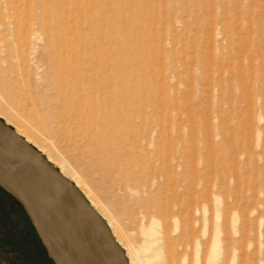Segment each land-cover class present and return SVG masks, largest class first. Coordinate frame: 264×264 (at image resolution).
I'll return each instance as SVG.
<instances>
[{
  "label": "rangeland",
  "instance_id": "374dc122",
  "mask_svg": "<svg viewBox=\"0 0 264 264\" xmlns=\"http://www.w3.org/2000/svg\"><path fill=\"white\" fill-rule=\"evenodd\" d=\"M34 4V31H50L48 39L27 43L22 38L16 50L7 33H0L2 58L19 64L39 96L57 102L59 92L68 91L61 79L69 77L61 76L54 65L59 53L52 55L49 48L69 56L79 51L88 75L98 68L124 89L140 126L131 130L128 122L110 116L111 110L96 107V123L77 134L76 119L51 120L45 105L23 98L18 100L22 112L12 113L2 91L8 87L1 67L0 112L72 172L110 216L114 203L125 199L129 223L136 209L162 220L161 262L179 259V242L199 239L207 247L219 226L228 264H264V0ZM21 14V31H27L26 10ZM0 31H6L1 20ZM82 99L83 107L93 103L90 96ZM107 119L112 123L107 125ZM110 126L113 138L124 143L115 150L110 137L104 139L114 148L109 154L93 138ZM150 143L161 150L165 166L177 168L190 198L198 206L208 204V232L200 212L181 215L177 223L172 219L180 212L172 186L154 163L141 158ZM31 236L0 191V264H49ZM188 255L187 264H195V253Z\"/></svg>",
  "mask_w": 264,
  "mask_h": 264
},
{
  "label": "bare ground",
  "instance_id": "6f19581e",
  "mask_svg": "<svg viewBox=\"0 0 264 264\" xmlns=\"http://www.w3.org/2000/svg\"><path fill=\"white\" fill-rule=\"evenodd\" d=\"M22 9H25L27 13V31H21V25L24 18L22 16L23 14H21ZM35 19L36 9L34 0H0V20L3 21V26L6 30L0 31V33H7L6 36H9L11 40L10 44H12L16 50L18 49L17 42L22 38H25L27 43L34 42L36 39L42 36L48 39L50 31H34ZM49 50L52 55H56L57 53H59L57 58L58 62L54 65H56V67L58 68L61 76L62 74H66L69 77L68 80L63 78L61 79L65 86L68 87V91L61 90L59 92L60 99L57 102H54L51 99H47V97L45 96H39L34 88H31L29 78L22 72L19 64H13L11 61L8 63L7 60L3 59L0 55V67L3 68L2 72L4 73L5 82L7 83L8 87L7 89H3L2 91L7 96L9 104L8 110L10 112H22L23 107L21 102L18 100L23 98V100L31 99V101H33L34 103L45 105L48 110L47 113L50 114L51 120L59 121V118L70 119L71 117H73L79 122L78 127H75L77 134H79L81 131L82 133L86 132V125L96 123L94 122L97 120V118L94 116V114H96L94 112V109H97L96 107L111 110V112L108 111L110 116H118L119 119L116 118L118 122H128V126H130L131 130H134L136 127L140 126L138 124L139 121L137 120L138 117L134 116L133 112L129 109V107L133 105L132 101L127 99L124 89H122L121 86H119L114 81L113 77L106 75L105 72L102 73L103 71L100 72L98 68L96 71H93L90 75H88L89 73L87 67L85 65L79 64L82 60L79 51H77L74 55L69 56L66 51L62 52L59 50V48H54L53 45L52 47L50 46ZM74 64H77V66H73ZM96 72H98L99 74H96ZM86 95L90 96L93 99V103L91 105H84L83 107L81 101L83 100L82 98H85ZM61 110H64L65 112ZM0 115L3 116L8 122L13 124L10 119L6 118L2 114V112H0ZM139 117L141 119L140 115ZM141 121L144 122L143 119H141ZM110 123H112V121L107 119L106 124L108 125ZM14 126L24 136H26L28 140L34 142V139L32 140V138L28 136L21 128L16 125ZM89 129H91L90 126ZM113 130L114 128L112 129V126H110L108 129H100L97 133H95L93 138V140L96 142V146H99L102 150L109 154L114 149L111 145H114V147L116 148L115 150H117L118 148H120L121 144L124 143L122 138H113ZM107 137H110V146V143L107 144L104 140ZM34 143L38 145L36 142ZM153 145V143H150L146 146V155H142V153L141 158L145 163H154L156 165L158 173L167 181H169V185L172 186V190H174V193L176 194L174 196V198L176 199V201L174 202V208L180 211L178 212L176 217L173 216L172 219L175 223H177L180 218H182L181 215H193L200 212L202 214V222L205 232H208V204L205 203L202 206H198L195 200L193 198H190L192 192H190L187 188H181V180L183 178L182 175L177 174V168L175 166H165V161L162 158L161 150L157 146H154L155 148L151 149L150 147H153ZM42 150L44 151V149ZM48 157L55 164L59 165L51 155H48ZM59 166L67 176L74 179L73 174H71L72 172L70 173L66 168L62 167L61 165ZM108 166L109 163H105V167ZM108 169L106 171H108ZM114 171L115 170L113 169V172ZM27 182L30 188L35 187L33 190L34 200L38 202L39 206L42 209V212L47 217L48 224L58 231L62 232L66 237L75 259V263L104 264L97 251L90 245L77 224L70 218L69 213L59 196L48 187L43 186L40 183L34 184L35 181L33 179H27ZM76 183L86 193L96 209L100 211V213L107 219L114 235L126 248V252L131 264H187V260L189 258V250L195 253V264H228L227 260L223 257L225 247L223 244L224 242L220 237L221 230L219 226L214 229L213 235H211V239L207 247H205L204 243L199 239L192 242H179L176 245L182 250V252H176V255L179 256V259L173 261L170 258L169 262H161L160 258L163 252V246L160 247V243L162 242V220L155 217L154 214L152 215L149 210L136 209L137 213L134 216V220L132 223H129L128 220L126 221L124 217L127 212L128 206L124 204L126 200L123 199L119 200L117 203H114V205L112 206L114 211L112 213L113 215H111L117 217L116 219L119 222L118 225V223H116L117 221H115L114 218H111L112 216L107 213L108 211L102 210L101 207L90 197L89 193L84 190L78 180H76ZM129 189L127 187V190ZM135 207L139 208L140 206L135 205ZM124 229L128 231L129 235L127 234V232H123ZM175 244L176 243H174L173 245L175 246ZM231 264H234V262H232Z\"/></svg>",
  "mask_w": 264,
  "mask_h": 264
},
{
  "label": "water",
  "instance_id": "95a60500",
  "mask_svg": "<svg viewBox=\"0 0 264 264\" xmlns=\"http://www.w3.org/2000/svg\"><path fill=\"white\" fill-rule=\"evenodd\" d=\"M27 179H33L34 184L40 183L59 196L70 218L104 264H131L126 248L114 235L107 219L76 181L0 115V185L20 202L55 264H76L66 237L48 224L47 217L34 200L35 187L30 188Z\"/></svg>",
  "mask_w": 264,
  "mask_h": 264
},
{
  "label": "trees",
  "instance_id": "16d2710c",
  "mask_svg": "<svg viewBox=\"0 0 264 264\" xmlns=\"http://www.w3.org/2000/svg\"><path fill=\"white\" fill-rule=\"evenodd\" d=\"M0 191L3 193V195L5 197H7L11 201V204L13 205V209L17 213H19L20 217L22 219H24V221L26 222L28 232L32 235L31 237H32L33 243L37 247L39 252L43 255V259H45V261H47L49 264H55V262L49 257L44 245L42 244L36 230L34 229V227L31 224L30 220H28L29 218H28L24 208L20 204V202L1 185H0Z\"/></svg>",
  "mask_w": 264,
  "mask_h": 264
}]
</instances>
